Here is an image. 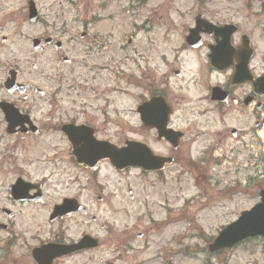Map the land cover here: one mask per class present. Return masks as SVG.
<instances>
[{
  "label": "flooded vegetation",
  "instance_id": "flooded-vegetation-1",
  "mask_svg": "<svg viewBox=\"0 0 264 264\" xmlns=\"http://www.w3.org/2000/svg\"><path fill=\"white\" fill-rule=\"evenodd\" d=\"M27 1L0 4V264H85L87 254L103 248L96 238L94 250L55 259L47 250L86 236L85 212L56 209L65 200L86 209L85 177L98 174L102 163L92 171L76 157L85 151L95 166L101 143L117 149L138 142L158 159L153 172L126 170L145 180L142 198L126 189V214L143 210L150 231L160 225L152 219L147 189L179 186L182 172L199 181L195 172L217 171L230 156L229 195L243 197L236 192L241 186L260 188L264 0L185 11L177 42H170L171 30L163 31L158 44L142 50L145 67L157 65L146 74L137 64V79L128 67L133 58L126 57L127 48L136 53L135 35L117 36L111 18L63 21ZM190 34L193 44L186 42ZM229 171L224 168L223 176ZM88 183L98 184L97 177ZM230 198L221 197L224 207ZM123 248L116 245L117 252Z\"/></svg>",
  "mask_w": 264,
  "mask_h": 264
},
{
  "label": "rangeland",
  "instance_id": "rangeland-1",
  "mask_svg": "<svg viewBox=\"0 0 264 264\" xmlns=\"http://www.w3.org/2000/svg\"><path fill=\"white\" fill-rule=\"evenodd\" d=\"M202 2L204 8L221 10L243 8L247 0ZM35 3L38 8H46L41 14L48 17L55 18V15L61 14L59 20L63 21L78 20L85 16H95L96 20L111 18L118 25L117 36L136 34L133 39L136 53L133 54L131 48L126 51V57H132L134 61V67L131 64L128 66L134 69V79L140 77L137 64L146 74L154 71L153 65H157L153 63L146 68L141 60L142 50L148 49L151 43L158 44L163 31L171 30L167 33L169 40L171 43L177 42L181 36L180 26L186 21L183 18L185 11L197 8L196 0H35ZM252 3V8H257V2ZM0 4L11 8L24 5L25 0H0ZM176 10L180 13H175ZM139 26L145 29L137 32ZM263 145L264 141L261 150ZM262 157L261 187L264 188V155ZM232 160L227 156L217 171L206 170V178L199 181L182 172L184 175L179 186L149 187L147 201L151 212H154L152 219L160 224V228L154 231L149 230L152 224L142 219L143 210H136L132 216L126 215V188L133 190L136 197L142 198L144 192L141 186H145V180L137 172L119 174L107 167L102 168L98 177L100 189L87 188L86 207L89 214L96 217L98 224L105 225L108 230H100L98 225L86 219L87 234L98 237L104 246L100 251L92 253L85 264H264V240L261 239L247 241L221 255L220 262L216 257L211 258L205 249L206 240L212 239L221 228L235 220L240 211L249 209L257 202V190L254 188L241 186L239 192H246L243 197L241 194L229 195L226 184L231 182L234 175L230 169ZM224 168L230 170L229 176H223ZM97 196L103 197L101 204L94 201ZM224 196L233 199L225 207L226 201L221 200ZM120 208L123 211H119ZM136 233L143 237L134 239ZM120 242L125 248L117 252L116 245Z\"/></svg>",
  "mask_w": 264,
  "mask_h": 264
},
{
  "label": "water",
  "instance_id": "water-1",
  "mask_svg": "<svg viewBox=\"0 0 264 264\" xmlns=\"http://www.w3.org/2000/svg\"><path fill=\"white\" fill-rule=\"evenodd\" d=\"M32 7L31 3H29ZM142 112V108L139 110ZM87 157L86 155H84ZM144 152L139 145L129 144L128 147L116 151H106L99 158H107L115 169L121 170L129 166L141 167L145 165ZM80 160L85 161L84 157ZM260 202L250 211L245 212L233 224L224 229L215 242L209 246V250H217L223 248H231L237 242L248 237L264 238V190L259 193ZM71 201L64 202V211H69ZM87 239H84L83 244ZM95 242H86L84 245L93 246ZM50 252L56 254L58 247H51Z\"/></svg>",
  "mask_w": 264,
  "mask_h": 264
},
{
  "label": "bare ground",
  "instance_id": "bare-ground-1",
  "mask_svg": "<svg viewBox=\"0 0 264 264\" xmlns=\"http://www.w3.org/2000/svg\"><path fill=\"white\" fill-rule=\"evenodd\" d=\"M261 136H262V138H264V133H263V134H261Z\"/></svg>",
  "mask_w": 264,
  "mask_h": 264
}]
</instances>
